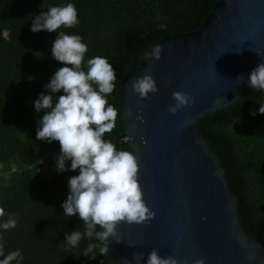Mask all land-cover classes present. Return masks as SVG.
Here are the masks:
<instances>
[{"label":"trees","instance_id":"obj_1","mask_svg":"<svg viewBox=\"0 0 264 264\" xmlns=\"http://www.w3.org/2000/svg\"><path fill=\"white\" fill-rule=\"evenodd\" d=\"M218 0H0V206L4 221L11 214L14 227L0 229L4 253L19 248L22 264H117L94 249L66 247L64 236L83 233L77 213L67 217L61 202L68 193L67 180L78 169H40L55 163L59 141L36 138L37 113L33 101L55 69L64 62L51 55L52 41L61 33H78L87 44L84 59L109 58L117 76L108 102L117 109L115 127L105 132L117 148L131 150L116 140L123 131L119 107L120 78L135 69L164 33L195 29ZM72 2L79 23L55 31H31L33 17L48 5ZM82 66L83 61H82ZM62 92L58 91L57 95ZM264 90L250 87L231 103L232 111L217 109L196 125L217 155L229 190L236 201L241 228L264 245ZM66 165L70 160L65 161ZM95 240V237L92 238ZM15 264V261L12 262Z\"/></svg>","mask_w":264,"mask_h":264},{"label":"water","instance_id":"obj_2","mask_svg":"<svg viewBox=\"0 0 264 264\" xmlns=\"http://www.w3.org/2000/svg\"><path fill=\"white\" fill-rule=\"evenodd\" d=\"M157 43L159 59L145 58L119 80L123 131L116 137L136 155L143 198L155 214L139 223L119 221L104 255L117 264H144L156 248L182 264L200 257L205 264H264V245L241 228L239 195L229 190L196 125L217 109L231 112V103L252 87L248 73L264 59V0H218L195 29L164 33ZM146 71L158 90L139 97L131 79ZM173 90L189 93L193 103L168 111Z\"/></svg>","mask_w":264,"mask_h":264},{"label":"clouds","instance_id":"obj_3","mask_svg":"<svg viewBox=\"0 0 264 264\" xmlns=\"http://www.w3.org/2000/svg\"><path fill=\"white\" fill-rule=\"evenodd\" d=\"M31 21L30 30L34 32L41 29L53 32L61 25L68 28L79 23L77 9L72 2L48 5ZM87 49L78 33H61L55 37L51 55L64 63L43 84L48 91H41L33 105L37 113L43 110L37 120L36 138L59 141L60 150L55 158L57 171L78 169L77 174L68 177V193L61 205L65 216L78 214L84 230L83 233L80 230L66 233L65 246L79 247L81 239L87 238L88 243L80 253L95 258L90 253L94 249L101 254L107 251V238L115 237L119 221L139 223L155 212L143 198L134 152L117 148L112 139L104 137V133L111 132L116 123L117 109L108 102L107 94L113 91L117 76L108 57L95 55L85 60ZM161 51L162 45L157 43L150 51H145L144 56L159 59ZM240 77L238 75L237 78ZM246 82L254 89L264 90V59L261 58V62L250 70ZM131 87L139 97L158 90L154 77L147 71L132 78ZM171 95L175 102L168 104L167 108L172 113L195 99L181 90H173ZM250 111L253 115L264 113V103L260 102L258 109ZM66 160H70L67 165ZM4 215L5 209L0 206V216ZM15 224L14 216L9 214L6 220L0 221V229H8ZM139 259L140 254L135 253L134 260ZM23 260L19 248L5 254L0 243V264H12L13 261L22 264ZM144 264L182 262L173 255L161 256L156 248H152ZM192 264H205V259L196 258Z\"/></svg>","mask_w":264,"mask_h":264},{"label":"built area","instance_id":"obj_4","mask_svg":"<svg viewBox=\"0 0 264 264\" xmlns=\"http://www.w3.org/2000/svg\"><path fill=\"white\" fill-rule=\"evenodd\" d=\"M47 168H50V169H56V167H55V163L54 164H51V165H49V167L47 166V165H43L42 167H38L37 168V170H40V169H47Z\"/></svg>","mask_w":264,"mask_h":264}]
</instances>
